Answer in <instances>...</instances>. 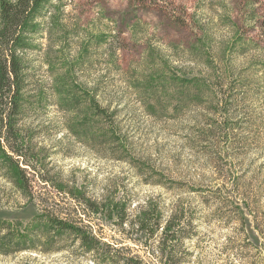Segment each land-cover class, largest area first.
Wrapping results in <instances>:
<instances>
[{"label": "rangeland", "instance_id": "1", "mask_svg": "<svg viewBox=\"0 0 264 264\" xmlns=\"http://www.w3.org/2000/svg\"><path fill=\"white\" fill-rule=\"evenodd\" d=\"M58 12L60 40L45 34L24 56L16 128L36 167L35 196L68 209L69 196L52 188L62 182L127 203L130 218L148 202L164 218L183 207L192 220L184 264H264V0H65ZM62 59L73 62L75 115L54 87ZM209 75L210 92L176 89ZM88 96L110 115L95 127ZM37 200L0 177V222L25 224ZM93 228L110 244L98 254L59 238L51 249L0 254V264H160L129 238V224Z\"/></svg>", "mask_w": 264, "mask_h": 264}, {"label": "trees", "instance_id": "2", "mask_svg": "<svg viewBox=\"0 0 264 264\" xmlns=\"http://www.w3.org/2000/svg\"><path fill=\"white\" fill-rule=\"evenodd\" d=\"M64 1L0 0V177L9 182L28 201L38 198V204L41 205L40 212L38 211L37 215L25 224L11 225L4 221L0 222V254L51 249L59 238L78 241L86 252L98 254L99 245L109 247L110 244L96 234L93 222L95 223L97 219H110L122 230L124 224H129L130 231L135 235L129 238L138 244L144 253L156 257L160 264H184L188 254L184 241L191 235L192 220L191 216L185 214L183 207L172 210L169 216L164 218L162 210L148 202L138 206V211L130 218L127 203L109 199L98 201L88 197L82 188L69 187L62 182L54 184L52 188L69 196L72 204L68 209L51 210L45 206L47 204L45 198L39 199L40 196H35L31 179L34 172H30L35 171L36 167L26 153L28 149L24 137L16 128L19 114L26 102L24 87L27 74L24 56L30 50L41 48L36 41L45 34H48L49 40H60L61 32L64 30L58 10ZM60 61L66 67L63 73L60 72L54 78V87H59L58 92L60 88L63 89L64 93L60 95L65 103L64 109L75 115L79 96L73 90V62L66 65L64 59ZM206 62L209 67L213 64L210 59ZM210 74L213 75V70ZM211 75L201 82L194 78L182 80L176 89L187 91L191 88H200L196 90L200 94L210 92ZM165 81L169 83V80ZM166 82L159 83L161 90L165 87L163 83ZM200 84L202 86L196 88ZM165 99L164 97L156 100L159 107L164 106L162 100ZM84 103V116L88 117L87 120H90L94 127L97 123L95 119L110 116L94 96L86 97ZM153 110L155 111V108ZM129 261L132 264H146L138 256L127 259L123 264H131Z\"/></svg>", "mask_w": 264, "mask_h": 264}]
</instances>
